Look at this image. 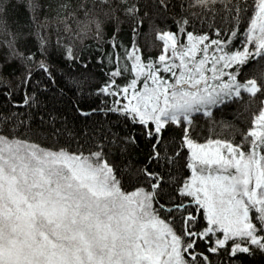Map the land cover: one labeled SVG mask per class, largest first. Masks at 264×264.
I'll return each mask as SVG.
<instances>
[{
	"label": "snow or ice",
	"instance_id": "6c2138e0",
	"mask_svg": "<svg viewBox=\"0 0 264 264\" xmlns=\"http://www.w3.org/2000/svg\"><path fill=\"white\" fill-rule=\"evenodd\" d=\"M150 12L174 21H149L155 52L137 42ZM0 34V264L264 257V76H244L264 60V0H0ZM53 58L75 90L71 127L41 97L57 86ZM241 102L251 119L229 125L239 139L201 138L198 115ZM141 137L142 164L131 151Z\"/></svg>",
	"mask_w": 264,
	"mask_h": 264
},
{
	"label": "trees",
	"instance_id": "16d2710c",
	"mask_svg": "<svg viewBox=\"0 0 264 264\" xmlns=\"http://www.w3.org/2000/svg\"><path fill=\"white\" fill-rule=\"evenodd\" d=\"M180 0H178V3ZM185 7H187L189 0H182ZM194 3V0H192ZM194 11L198 9H193ZM177 11H180L178 8ZM40 18H43V10H41ZM152 21L154 25H160L163 27L165 24L174 27V21L173 18L169 17L166 20H163L158 17H153L151 12L149 13V17L144 20L143 25L141 26V32L140 35L137 38L138 44H140L143 47L144 51H153L155 52V48H149L148 45L152 43L159 44L158 41H156L155 37V31L149 32V21ZM197 25L200 24V21H196ZM216 26H221V22L219 17H217L216 20ZM9 25L13 29H15V25L12 23L11 19L9 20ZM111 25L112 22H107V31H111ZM208 24L204 25V29L208 30ZM121 37L125 40V42L130 41L131 39V32L129 31L128 24L125 22L121 25ZM48 33L50 35L51 40L53 41V46L55 45V40L57 33L53 28L48 29ZM147 33V35H146ZM63 35V33H60ZM5 37L0 34V41H2ZM92 43L90 37H85L83 39L84 45H89ZM6 51L5 46L3 43H0V56L3 55V53ZM55 63V67L53 68V71L56 72L57 75V86L52 88V91L50 92H44L41 94V97L43 100L48 101L49 105L52 107H55L59 110L65 111V113L69 116V124L68 126L71 127L73 123L79 124V120H75L70 102L74 97L75 90L69 91L67 87H64V77H62L57 69H64L66 66L64 64L59 63L58 61H55V58H53V61ZM89 70L93 73L95 77V81H93V85L95 86V83L98 82L102 76L103 72L101 71L100 65H90ZM245 78H251L255 77L258 81L261 80L262 76H264V60H261L259 58L253 60L249 63V65L245 68L244 72ZM2 87V86H0ZM57 87H64L65 93L67 94L65 97H56L55 99H49L53 96V93L56 92ZM31 90V89H29ZM85 92L89 91V87L86 85L84 88ZM15 99H20V94H16L14 96ZM81 100L82 105L92 104V106H95L96 103H98V100L95 97L90 96H83L79 97ZM247 99V95L245 94V100ZM4 103V98L0 97V104ZM18 111H26L24 108H18L16 109ZM251 119L250 112L245 111L243 108V102L240 104H231L227 105L221 109H217L214 111L213 118L210 120L206 117L198 115L196 118L197 123V132L200 134L201 138H227L229 136L235 135L236 139H239V132L235 131L233 127H229V125H234L236 129L241 128H247L249 126V121ZM132 151V159L136 163H144L145 156L147 152L149 151V146L147 144V141L144 138H140V141L138 145L131 150ZM245 264H264V257L262 256H256L255 258H248L244 257Z\"/></svg>",
	"mask_w": 264,
	"mask_h": 264
}]
</instances>
